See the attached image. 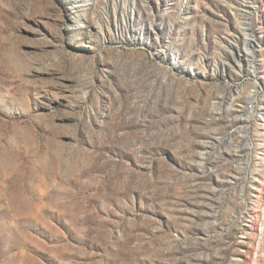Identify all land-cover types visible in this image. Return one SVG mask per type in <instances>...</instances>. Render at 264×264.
<instances>
[{
    "label": "rangeland",
    "instance_id": "obj_1",
    "mask_svg": "<svg viewBox=\"0 0 264 264\" xmlns=\"http://www.w3.org/2000/svg\"><path fill=\"white\" fill-rule=\"evenodd\" d=\"M0 264H264V0H0Z\"/></svg>",
    "mask_w": 264,
    "mask_h": 264
},
{
    "label": "bare ground",
    "instance_id": "obj_2",
    "mask_svg": "<svg viewBox=\"0 0 264 264\" xmlns=\"http://www.w3.org/2000/svg\"><path fill=\"white\" fill-rule=\"evenodd\" d=\"M245 10H246V13H249V14H252V11L253 10H255V6H246L245 7ZM248 36H250V37H255V35H253V34H248ZM250 49V48H249ZM248 54L251 56V58L253 59L254 58V52L252 51V50H248ZM248 55V57H249V59H250V56ZM252 59H250L251 60V62H253V60ZM253 64V63H252ZM253 66H251V70H250V72H254V70H253ZM256 95H257V93H254L253 94V100L255 99V97H256ZM252 182H255V178L253 177L252 178Z\"/></svg>",
    "mask_w": 264,
    "mask_h": 264
}]
</instances>
